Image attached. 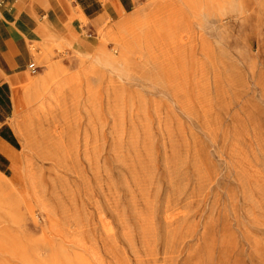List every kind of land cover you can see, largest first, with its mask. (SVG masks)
Here are the masks:
<instances>
[{"label":"rangeland","instance_id":"obj_1","mask_svg":"<svg viewBox=\"0 0 264 264\" xmlns=\"http://www.w3.org/2000/svg\"><path fill=\"white\" fill-rule=\"evenodd\" d=\"M245 2L143 0L88 51L31 48L22 95L76 85L18 117L5 95L0 264H264V0Z\"/></svg>","mask_w":264,"mask_h":264},{"label":"crops","instance_id":"obj_2","mask_svg":"<svg viewBox=\"0 0 264 264\" xmlns=\"http://www.w3.org/2000/svg\"><path fill=\"white\" fill-rule=\"evenodd\" d=\"M142 1L5 0L0 7V173L8 176L19 158L20 142L10 123L12 108L5 95L12 94L10 81L17 84L24 79L22 74L37 68L31 48L60 41L88 51L89 34L96 35L104 21L118 20Z\"/></svg>","mask_w":264,"mask_h":264},{"label":"bare ground","instance_id":"obj_3","mask_svg":"<svg viewBox=\"0 0 264 264\" xmlns=\"http://www.w3.org/2000/svg\"><path fill=\"white\" fill-rule=\"evenodd\" d=\"M246 0H240V3L242 5V7H246L248 6V4L245 2ZM128 44V41H126L124 43V46H126ZM128 46V45H127ZM94 60L96 62V64H101V65H105V66H110V67H115L118 65L119 60L114 58L112 55L108 54L107 51L105 50L104 47L100 48L98 51V55H96L94 57ZM89 71H94V66L91 65L89 69H86ZM50 77L53 80L56 76H55V72L51 71L50 72ZM76 77H72L70 75H63V78H61L60 80H56L54 83H46V81L40 83V84H36V83H30V95L28 94V98L26 95H22L21 94V88L20 86H18L15 81H10L11 82V86L13 88L14 91V106H15V115L18 117L21 114L22 111V107L25 103H30L32 102V98L34 95V100H42L46 98V94L50 93L52 91L53 86L57 87L58 89H62L64 84H69L70 86L76 85V82H74ZM33 94H32V91ZM42 90V91H41ZM0 178L4 181H6L7 176L3 173H0ZM26 254H28V251H25ZM22 258V257H21ZM26 260V259H25ZM24 260V261H25ZM23 261V260H22ZM26 262V261H25ZM27 262H30L29 260H27ZM34 263V262H33Z\"/></svg>","mask_w":264,"mask_h":264},{"label":"built area","instance_id":"obj_4","mask_svg":"<svg viewBox=\"0 0 264 264\" xmlns=\"http://www.w3.org/2000/svg\"><path fill=\"white\" fill-rule=\"evenodd\" d=\"M5 5V0H0V7ZM89 37H92V34H89ZM37 68H33V71H35Z\"/></svg>","mask_w":264,"mask_h":264}]
</instances>
